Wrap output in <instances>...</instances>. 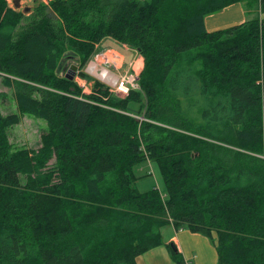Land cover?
Here are the masks:
<instances>
[{"label": "trees", "instance_id": "16d2710c", "mask_svg": "<svg viewBox=\"0 0 264 264\" xmlns=\"http://www.w3.org/2000/svg\"><path fill=\"white\" fill-rule=\"evenodd\" d=\"M259 17L208 32L233 4ZM105 39L143 58L138 89L114 96L78 75ZM86 75V76H85ZM0 264H137L171 224L214 242L216 264H264V0H0ZM5 95L0 93V104ZM37 149H14L21 116ZM142 116L143 119H139ZM155 164L164 184L139 192Z\"/></svg>", "mask_w": 264, "mask_h": 264}, {"label": "rangeland", "instance_id": "374dc122", "mask_svg": "<svg viewBox=\"0 0 264 264\" xmlns=\"http://www.w3.org/2000/svg\"><path fill=\"white\" fill-rule=\"evenodd\" d=\"M51 0H17V4L19 5L18 8H15L13 4V0H8V4L11 8L17 9L19 11L24 12L27 9V12L31 11L39 2L48 5ZM108 1H123V0H108ZM244 9V13L247 16L246 19L250 20L255 17H259L258 11L253 10L249 14V10L247 6L242 4ZM226 29V28H225ZM224 30V29H221ZM106 41H101L95 49L94 54L91 56L89 62L82 68V71L88 75L90 79H86L84 77H80L76 75V80L79 86L82 89L84 94H89L91 92L92 86L94 81H98L101 84L103 82L99 81L95 76L88 73L86 71L87 66L90 63H95L97 69L103 68L107 69L110 73L114 75L121 74L122 77H127L130 75L138 76L139 74L134 73V56L135 50L119 44L111 39H105ZM111 40V41H110ZM123 47H122V46ZM138 53V52H137ZM139 54V53H138ZM134 55V56H133ZM75 61H71L70 59H63L58 66L57 73L60 76H66L70 67L73 64H77ZM79 71V70H78ZM125 71V72H124ZM120 72V73H119ZM78 73V72H77ZM93 78V79H92ZM106 86V84H104ZM0 93L5 95L4 100L0 104V111L3 116L12 113H18L15 107L14 100L12 98V90L4 87L1 83L0 79ZM114 95V94H113ZM127 97V96H125ZM119 97V98H125ZM139 119H143L142 116ZM46 131V123L43 120L35 119L30 116H21V120L17 125H14L8 130V137L9 142L14 149L26 148V149H37L40 146V137ZM138 169L142 170V172L148 171L150 176L140 179L136 184L135 187L139 192H145L152 188H157L161 195L164 194V184L159 174L158 168L155 164L151 163V161L147 160L145 163L139 165ZM179 232H186V234L191 236H197L200 238L205 244L207 245L208 249H210L209 257H215V249H214V242L209 238L202 236V235H195L190 233L186 229L176 231L174 227L169 224L164 226L161 229L162 237L164 240L168 239L171 236H174L176 233ZM199 239V240H200ZM187 249L190 252V256L200 255L198 248H195L194 244L188 242ZM188 263L183 261V264H191L192 261L187 260Z\"/></svg>", "mask_w": 264, "mask_h": 264}, {"label": "crops", "instance_id": "0c3cea01", "mask_svg": "<svg viewBox=\"0 0 264 264\" xmlns=\"http://www.w3.org/2000/svg\"><path fill=\"white\" fill-rule=\"evenodd\" d=\"M246 17L247 16L244 13L242 4L237 3L225 8L221 12L207 16L204 20V25H205V29L208 32H213L242 24L243 22L247 21ZM114 44L116 43L114 42ZM134 54L135 56L133 55L134 56L133 71L136 74H140L144 66V61L143 58L137 52H135ZM116 76H121V74H118ZM199 239L200 238H197V236H191L186 234V232H179L178 234L176 233L174 236H171L166 240L163 239V242L165 245L169 243H173L177 248V252L179 253V256H181L183 261L185 260V262L187 260L189 261L191 260L192 264H216L217 257L216 259L215 257L210 258L209 257L210 249H208L205 242ZM188 242L193 243L195 248H198L200 255L198 254L192 257L190 256V252L187 249ZM136 263L137 264H176L171 259L170 254L164 245L154 248L143 255H140L136 259Z\"/></svg>", "mask_w": 264, "mask_h": 264}, {"label": "built area", "instance_id": "2783aa9c", "mask_svg": "<svg viewBox=\"0 0 264 264\" xmlns=\"http://www.w3.org/2000/svg\"><path fill=\"white\" fill-rule=\"evenodd\" d=\"M91 64L95 65V63H90L87 66L86 71L92 74L93 76H95L99 81L106 84V86L109 88L110 92L114 94V96L125 97L129 94L130 90L138 89V76H134V75H130L127 77L116 76L110 73L107 69H103V68L97 69L96 68V70L99 72L101 70H104L105 72V74H103L102 77H98L92 73L91 69L93 68L89 69L91 67ZM75 81L77 82L76 78H75ZM185 263H188V262L186 261Z\"/></svg>", "mask_w": 264, "mask_h": 264}, {"label": "water", "instance_id": "95a60500", "mask_svg": "<svg viewBox=\"0 0 264 264\" xmlns=\"http://www.w3.org/2000/svg\"><path fill=\"white\" fill-rule=\"evenodd\" d=\"M13 4L15 6V8H18L19 5L17 4V0H13ZM27 12V9L24 10V13ZM77 68L78 66L76 64H73L71 67H70V70L68 71V74L65 76L68 80H73L74 77L76 76V73H77ZM171 248H173L174 250H176V247L174 244H171L170 246Z\"/></svg>", "mask_w": 264, "mask_h": 264}, {"label": "bare ground", "instance_id": "6f19581e", "mask_svg": "<svg viewBox=\"0 0 264 264\" xmlns=\"http://www.w3.org/2000/svg\"><path fill=\"white\" fill-rule=\"evenodd\" d=\"M91 68H93V69H91ZM96 66L95 65H93V64H91V67L89 68V69H91V71H92V73L94 74V75H96V76H98V77H102L103 76V74H105V72H104V70H101L100 72L99 71H97L96 70ZM86 76V75H85ZM93 79V78H92Z\"/></svg>", "mask_w": 264, "mask_h": 264}]
</instances>
